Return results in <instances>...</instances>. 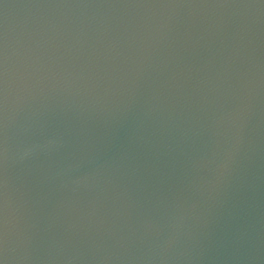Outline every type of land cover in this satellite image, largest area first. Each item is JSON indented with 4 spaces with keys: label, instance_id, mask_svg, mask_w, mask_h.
<instances>
[{
    "label": "water",
    "instance_id": "95a60500",
    "mask_svg": "<svg viewBox=\"0 0 264 264\" xmlns=\"http://www.w3.org/2000/svg\"><path fill=\"white\" fill-rule=\"evenodd\" d=\"M5 264H264L261 0H0Z\"/></svg>",
    "mask_w": 264,
    "mask_h": 264
},
{
    "label": "snow or ice",
    "instance_id": "6c2138e0",
    "mask_svg": "<svg viewBox=\"0 0 264 264\" xmlns=\"http://www.w3.org/2000/svg\"><path fill=\"white\" fill-rule=\"evenodd\" d=\"M264 3V0H261ZM6 54L2 40H0V165L4 160L6 149L4 148L3 140V113L6 108L7 101V68ZM5 182L0 173V264H5L3 258L4 245L6 243V197L3 192Z\"/></svg>",
    "mask_w": 264,
    "mask_h": 264
}]
</instances>
